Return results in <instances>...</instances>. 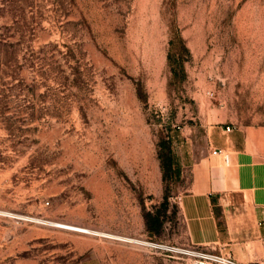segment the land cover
Here are the masks:
<instances>
[{"label": "rangeland", "instance_id": "1", "mask_svg": "<svg viewBox=\"0 0 264 264\" xmlns=\"http://www.w3.org/2000/svg\"><path fill=\"white\" fill-rule=\"evenodd\" d=\"M233 147L264 164V0H0V264H188Z\"/></svg>", "mask_w": 264, "mask_h": 264}, {"label": "crops", "instance_id": "2", "mask_svg": "<svg viewBox=\"0 0 264 264\" xmlns=\"http://www.w3.org/2000/svg\"><path fill=\"white\" fill-rule=\"evenodd\" d=\"M225 165L197 164L190 189L178 197L188 242L243 264H264V164L234 148Z\"/></svg>", "mask_w": 264, "mask_h": 264}, {"label": "built area", "instance_id": "3", "mask_svg": "<svg viewBox=\"0 0 264 264\" xmlns=\"http://www.w3.org/2000/svg\"><path fill=\"white\" fill-rule=\"evenodd\" d=\"M225 131L230 132L231 126H226ZM223 153V149H213V155H222ZM224 160L226 163L228 162V155L224 156ZM180 253L189 257L188 264H243L232 256L213 249L187 248L182 249Z\"/></svg>", "mask_w": 264, "mask_h": 264}, {"label": "bare ground", "instance_id": "4", "mask_svg": "<svg viewBox=\"0 0 264 264\" xmlns=\"http://www.w3.org/2000/svg\"><path fill=\"white\" fill-rule=\"evenodd\" d=\"M56 227L63 228V229H67V230H73V231H77V232H82V233H88L89 232L85 228H80V227H76V226H70V225H66V224H57ZM131 241L142 244V242L141 241H138V240H133L132 239Z\"/></svg>", "mask_w": 264, "mask_h": 264}]
</instances>
